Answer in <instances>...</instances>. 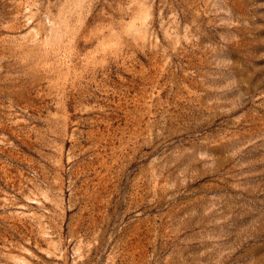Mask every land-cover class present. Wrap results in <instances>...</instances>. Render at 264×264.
Returning <instances> with one entry per match:
<instances>
[{"label": "rangeland", "instance_id": "obj_1", "mask_svg": "<svg viewBox=\"0 0 264 264\" xmlns=\"http://www.w3.org/2000/svg\"><path fill=\"white\" fill-rule=\"evenodd\" d=\"M0 264H264V0H0Z\"/></svg>", "mask_w": 264, "mask_h": 264}]
</instances>
